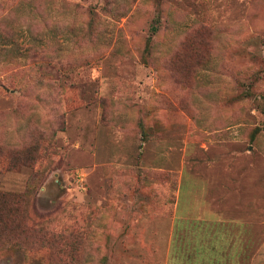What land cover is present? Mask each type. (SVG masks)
Masks as SVG:
<instances>
[{
	"label": "rangeland",
	"instance_id": "1",
	"mask_svg": "<svg viewBox=\"0 0 264 264\" xmlns=\"http://www.w3.org/2000/svg\"><path fill=\"white\" fill-rule=\"evenodd\" d=\"M0 191V264H264V0H0Z\"/></svg>",
	"mask_w": 264,
	"mask_h": 264
},
{
	"label": "trees",
	"instance_id": "2",
	"mask_svg": "<svg viewBox=\"0 0 264 264\" xmlns=\"http://www.w3.org/2000/svg\"><path fill=\"white\" fill-rule=\"evenodd\" d=\"M21 197L17 196L16 194L13 193H8V192H3L0 191V206H5L9 204L10 202H20ZM6 216V215H0V217ZM10 215H7L9 217ZM46 235L49 236L52 240H59L62 241L66 238V234L63 232H56L49 230L46 232Z\"/></svg>",
	"mask_w": 264,
	"mask_h": 264
},
{
	"label": "crops",
	"instance_id": "3",
	"mask_svg": "<svg viewBox=\"0 0 264 264\" xmlns=\"http://www.w3.org/2000/svg\"><path fill=\"white\" fill-rule=\"evenodd\" d=\"M227 256H229V257H230V253H229V252H228Z\"/></svg>",
	"mask_w": 264,
	"mask_h": 264
},
{
	"label": "bare ground",
	"instance_id": "4",
	"mask_svg": "<svg viewBox=\"0 0 264 264\" xmlns=\"http://www.w3.org/2000/svg\"><path fill=\"white\" fill-rule=\"evenodd\" d=\"M183 193V192H182ZM184 196V195H183ZM185 197V196H184ZM205 249V248H204Z\"/></svg>",
	"mask_w": 264,
	"mask_h": 264
}]
</instances>
